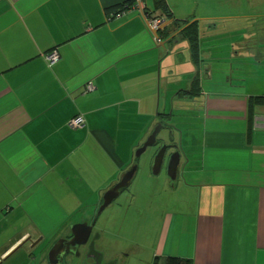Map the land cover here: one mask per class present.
Here are the masks:
<instances>
[{
  "label": "crops",
  "instance_id": "1",
  "mask_svg": "<svg viewBox=\"0 0 264 264\" xmlns=\"http://www.w3.org/2000/svg\"><path fill=\"white\" fill-rule=\"evenodd\" d=\"M127 1L0 0V264H48L47 244L95 215L176 100L200 123L201 155L178 168L182 183L171 185L181 195L153 259L264 264V106L248 110L249 97L264 96V25L237 43L234 59L247 68L226 78L229 88L205 85L201 55L200 92L181 97L196 73L186 41L168 27L157 43L140 8L106 18ZM77 116L83 127H70Z\"/></svg>",
  "mask_w": 264,
  "mask_h": 264
},
{
  "label": "rangeland",
  "instance_id": "2",
  "mask_svg": "<svg viewBox=\"0 0 264 264\" xmlns=\"http://www.w3.org/2000/svg\"><path fill=\"white\" fill-rule=\"evenodd\" d=\"M150 3L147 1L148 7L152 6ZM166 3L174 19L196 22L200 55L206 58L205 64L211 75L205 85L215 90H220L222 86L229 88L226 78L232 80L237 69L247 68L239 66L234 59L235 53L240 50L237 43L251 36L250 32H255L256 28L250 26L255 23L264 25V0H166ZM177 41L178 52L184 43L180 39ZM169 44L174 45L172 42L165 43L162 51L168 49ZM175 64V75L186 72L183 64ZM189 109L187 104L176 100L173 107L166 110L167 114H171L166 123L171 126V133L170 130H162L157 136L158 145L148 148L138 159H133L132 164L137 166V171L132 183L95 219V248L102 258V264H153L155 240L164 214L175 206V200L181 195L179 188L176 189L177 194L172 188L175 184L179 187L182 179L178 176L171 185L172 181L167 176V162L172 151L166 154L157 176L151 173V162L161 144L177 146L185 152L186 155L181 157L180 170L187 165L186 156L200 159V123H192ZM194 198L196 195H188L189 201ZM80 255L76 259L68 258V264H85L83 250Z\"/></svg>",
  "mask_w": 264,
  "mask_h": 264
},
{
  "label": "water",
  "instance_id": "3",
  "mask_svg": "<svg viewBox=\"0 0 264 264\" xmlns=\"http://www.w3.org/2000/svg\"><path fill=\"white\" fill-rule=\"evenodd\" d=\"M163 27L155 31L151 30V32L154 36H156L157 33L163 29ZM162 130H170L171 133V129H169L168 125L160 122L154 127L153 131L144 143L135 151V159H138L141 155H143L148 148L158 145L157 136ZM171 150H174V152L171 153L167 162V176L171 181H175L182 156L177 146H170L166 144H161L159 146L151 162V173L153 176L159 175L165 156ZM136 171V165L131 167L126 173H124V175H122L118 183L102 195V202L98 207L95 219L119 197L122 191L126 190L130 186L131 181L135 177ZM94 225L95 222H93L92 225H88V223L84 222L71 226L70 231L72 239L69 241L59 239L54 242L47 253L48 264H55V261H57L56 264H62V258L67 255H72L75 258L80 257L79 248L87 243ZM36 245L37 243H34L31 248H34Z\"/></svg>",
  "mask_w": 264,
  "mask_h": 264
},
{
  "label": "trees",
  "instance_id": "4",
  "mask_svg": "<svg viewBox=\"0 0 264 264\" xmlns=\"http://www.w3.org/2000/svg\"><path fill=\"white\" fill-rule=\"evenodd\" d=\"M150 1L152 2V6L151 8H147V7L144 8V15L147 16L149 19L161 18V19H164L165 21L163 29L157 33V35L155 36V39L159 40V43L165 42L168 40L170 36L168 34V27L169 28L171 27L173 30H175V32L178 33L177 35L181 39L186 41L187 46H188L190 62L192 63L196 71L192 79V83L190 87L188 88V90L187 91L181 90L177 95L181 97L196 96L200 92V78H199L198 70H199L200 63L202 62L200 50H199V44H198L199 40H198V31H197L196 22L190 23L187 21L183 22V21L174 19L173 14L166 3V0H150ZM134 2L135 0H131V1L122 3L121 5H118L116 7L105 9L104 12H105L106 18L109 19L112 17H116L117 15L122 13L125 9H129L134 4ZM167 22H169V24H167ZM172 40L173 39H169V42H172ZM53 51H55V49L46 53V56L52 53ZM46 62L49 65L53 64V63L52 64L49 63L47 60ZM256 106H264V96H252L248 98L249 113H251L253 111V108ZM158 115L163 116L164 114L159 113ZM153 264H190V261L175 258V257H165V258L155 257L153 259Z\"/></svg>",
  "mask_w": 264,
  "mask_h": 264
},
{
  "label": "built area",
  "instance_id": "5",
  "mask_svg": "<svg viewBox=\"0 0 264 264\" xmlns=\"http://www.w3.org/2000/svg\"><path fill=\"white\" fill-rule=\"evenodd\" d=\"M141 10V16L142 18L144 19V21H146L147 23V26L150 30H157L161 27L164 26V19H161V18H156V19H149L147 16L144 15V8L145 7H142L141 4H140V1L137 0L134 2V4L129 8V9H125L122 13L120 14H123L125 15L127 12H131L132 9H139ZM156 42L159 43V40L156 39ZM58 53L56 51H53L52 53H50L49 55H47L45 58L46 60L49 62V63H55L58 59ZM94 90V86L91 82H88L85 86V91L86 92H92ZM83 119L81 116H77L75 118H73L70 122V127L72 128H81L83 127Z\"/></svg>",
  "mask_w": 264,
  "mask_h": 264
},
{
  "label": "flooded vegetation",
  "instance_id": "6",
  "mask_svg": "<svg viewBox=\"0 0 264 264\" xmlns=\"http://www.w3.org/2000/svg\"><path fill=\"white\" fill-rule=\"evenodd\" d=\"M161 122H163V121H161ZM171 151L174 152V150H171ZM93 222H96L95 216L91 220L86 221V223H88V225H92ZM60 239H63V240H66V241L71 240L72 239L71 231H70V233L68 235H66L65 237L60 238ZM94 240H95L94 239V231H93V228H92V231H91V234H90V237H89L87 243L84 246L79 248V254L81 253V250H83L84 255H86L84 257L85 260L83 261V263H85V264H102V258L99 255V253H97V251H96L95 241ZM56 241H54V242H56ZM54 242H52L49 245H47V247H46L47 248L46 249V257H47V253H48L50 247L54 244ZM68 258L76 259L72 255H67V256L62 258V264H68V262H67ZM87 258H90V259H87ZM56 262L57 261H55V264H56Z\"/></svg>",
  "mask_w": 264,
  "mask_h": 264
}]
</instances>
